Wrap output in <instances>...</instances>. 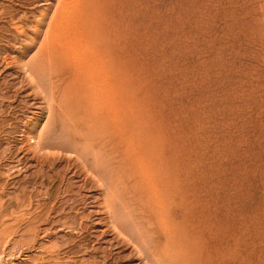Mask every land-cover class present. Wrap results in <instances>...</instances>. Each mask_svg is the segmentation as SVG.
Returning <instances> with one entry per match:
<instances>
[{
    "label": "rangeland",
    "instance_id": "374dc122",
    "mask_svg": "<svg viewBox=\"0 0 264 264\" xmlns=\"http://www.w3.org/2000/svg\"><path fill=\"white\" fill-rule=\"evenodd\" d=\"M0 223V264H264V0H0Z\"/></svg>",
    "mask_w": 264,
    "mask_h": 264
},
{
    "label": "bare ground",
    "instance_id": "6f19581e",
    "mask_svg": "<svg viewBox=\"0 0 264 264\" xmlns=\"http://www.w3.org/2000/svg\"><path fill=\"white\" fill-rule=\"evenodd\" d=\"M62 2H64V1H62ZM65 4V3H64ZM69 4V3H68ZM62 5V4H61ZM71 5V4H70ZM65 7V6H64ZM68 7V6H67ZM72 9V8H71ZM58 11V10H57ZM64 12V11H63ZM56 13V12H55ZM74 13V12H73ZM57 14H58V12H57ZM73 15V14H72ZM54 16V15H53ZM66 16V15H65ZM57 16L55 15V18H56ZM76 17V16H75ZM75 17H74V19H72L73 21H75ZM73 18V17H72ZM80 18V17H79ZM59 19V18H58ZM61 20V19H60ZM69 20H71V18L69 19ZM76 20H77V17H76ZM66 22V21H65ZM71 22V21H70ZM70 22H68V23H70ZM75 22H77V21H75ZM61 23H62V21H61ZM67 23V22H66ZM60 24V23H59ZM58 24V25H59ZM76 24H78V23H75V25ZM79 24H80V20H79ZM78 24V25H79ZM65 26H67L68 27V25H66V24H64ZM63 25V26H64ZM74 25V24H73ZM71 26V25H70ZM69 26V27H70ZM52 27V26H51ZM59 27H60V25H59ZM75 27H77V26H75ZM56 28L57 29H59L57 26H56ZM56 28H55V30H56ZM62 28V27H61ZM72 28V27H71ZM76 29V28H75ZM79 29V28H78ZM62 30H63V28H62ZM65 30V29H64ZM77 31V30H76ZM76 31L74 30V31H71V29H70V32H69V29H66V31H65V33H64V35H63V38H62V35L60 36V37H57V39H59V40H57L58 41V44H59V46H60V51H61V54H64V53H66L67 55H70V54H72V56H73V62H74V65H73V67H74V70H75V74H76V76H78V77H80L81 78V80H83V81H85L86 82V84L93 90H95V88H96V85H94L95 84V81H97L99 78L100 79H102L101 77H109V73L107 72V71H105L104 70V68L102 67V65L101 66H98L97 64V60L98 59H96L97 57H94L93 59H87V58H85L84 56H82L81 55V53H80V51H84V50H80V38H79V33H78V31H77V33H76ZM56 32H57V30H56ZM107 32V31H106ZM105 32V33H106ZM60 34H61V30H60ZM62 34H63V31H62ZM54 35H56V34H53L52 36H54ZM55 38V37H54ZM53 41V40H52ZM52 43L53 42H50V44L52 45ZM55 44V43H54ZM53 44V45H54ZM83 45V44H82ZM81 45V46H82ZM86 48V47H85ZM49 51V50H48ZM84 54V53H83ZM65 55V54H64ZM64 55H62V56H64ZM62 58H64V57H62ZM61 58V59H62ZM72 58V57H71ZM67 59V58H66ZM96 59V60H95ZM68 60H69V57H68ZM72 60V59H71ZM69 62V61H68ZM67 64H69V63H67ZM73 64V63H72ZM107 68V67H106ZM105 68V69H106ZM69 70H71V69H69ZM68 70V71H69ZM107 70V69H106ZM115 71V70H114ZM32 72V71H31ZM71 73H72V71H71ZM64 76V75H63ZM73 76V75H72ZM78 79V78H77ZM99 79V80H100ZM120 79V78H119ZM79 80V79H78ZM78 80H76V83L78 82ZM98 80V81H99ZM80 81V80H79ZM100 81H102V80H100ZM79 84V83H78ZM80 84H81V82H80ZM84 83H82V85H83ZM103 86V85H102ZM97 91V90H96ZM89 95V94H88ZM103 96V95H102ZM109 98V97H108ZM90 99V98H89ZM110 102V101H109ZM87 105V104H86ZM125 113V112H124ZM88 114H89V112H88ZM103 114V113H102ZM75 115V114H74ZM94 115V114H93ZM96 115V114H95ZM111 126V125H110ZM95 129V128H94ZM41 136H39V138H37V141H36V145L35 146H39V147H41V149H44L45 150V144H43L44 142H45V140H44V138H40ZM83 138V137H82ZM43 139V140H42ZM33 141V140H32ZM43 141V142H42ZM71 141V140H70ZM79 141V140H78ZM46 143V142H45ZM43 144V145H42ZM67 144H69V143H67ZM104 144V143H103ZM110 144V143H109ZM42 145V146H41ZM45 145V146H44ZM99 146V145H98ZM105 147V146H104ZM124 147V146H123ZM38 148V147H37ZM40 149V148H39ZM122 149V148H121ZM48 150V149H47ZM130 150V149H129ZM124 156V155H123ZM129 160V159H128ZM156 181V180H155ZM154 182V181H153ZM159 189V188H158ZM154 204V203H153ZM4 209V208H3ZM154 209V208H153ZM121 213V212H120ZM122 220V219H121ZM115 221V220H114ZM165 223V222H164ZM1 224V223H0ZM118 225V224H117ZM8 242V241H7ZM170 244V243H169ZM147 247V246H146ZM148 250H150V249H148ZM166 252V251H165ZM166 253H168V252H166ZM164 255V254H163ZM157 256V255H156ZM262 259V258H261ZM158 261L159 260H157V263H158ZM161 261V260H160ZM159 261V262H160ZM160 264V263H159Z\"/></svg>",
    "mask_w": 264,
    "mask_h": 264
}]
</instances>
